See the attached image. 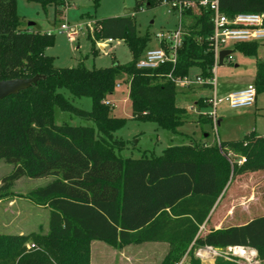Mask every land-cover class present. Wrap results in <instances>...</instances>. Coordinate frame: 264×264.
I'll return each mask as SVG.
<instances>
[{
	"label": "trees",
	"instance_id": "obj_1",
	"mask_svg": "<svg viewBox=\"0 0 264 264\" xmlns=\"http://www.w3.org/2000/svg\"><path fill=\"white\" fill-rule=\"evenodd\" d=\"M28 1L44 8L69 5V0ZM155 2L159 1L148 0V6ZM99 4L100 0H94L93 8ZM142 5L137 0L136 8ZM220 6L229 16L255 13L264 17V0H221ZM198 12L193 6L183 14L185 36L175 67L138 69L151 35H140L132 16H120L94 24L91 53L98 55L95 45L99 42L124 41L132 56L130 63L104 69L89 70L83 64L61 69L45 53L54 45L55 36L24 28L17 0H0V82L35 79L27 88L0 99V160L12 166L1 189L25 177H53L29 193L36 204L49 208L48 233L0 234V264H89L88 245L93 241L167 244L172 249L164 264H179L189 248L188 264H206L194 257L195 250L204 247L264 252V216L199 235L229 181L264 169V136L251 132L241 140L212 145L188 137L189 144L168 147L159 157L144 154L130 159L116 153L125 143L115 133L127 119L114 117L107 102L123 75L129 79L131 119L182 135L179 129L190 116L177 104L178 88L167 75L172 72L174 79L184 78L196 67L208 79L214 66L208 42L211 13ZM258 47V42L238 43L233 50L257 57ZM253 84L257 96L264 92V61L256 64ZM61 89L72 98H90L92 111L76 108ZM205 100L197 101L200 108L210 107ZM56 109L75 111V116L92 126L56 125ZM198 123L213 126L212 118L204 115ZM239 155L245 159L241 165L232 158ZM28 241L36 242L47 254L33 259L26 251ZM213 264L232 263L218 258Z\"/></svg>",
	"mask_w": 264,
	"mask_h": 264
},
{
	"label": "rangeland",
	"instance_id": "obj_2",
	"mask_svg": "<svg viewBox=\"0 0 264 264\" xmlns=\"http://www.w3.org/2000/svg\"><path fill=\"white\" fill-rule=\"evenodd\" d=\"M141 1L143 5L136 8L137 0H100L99 7L94 9V0H69L67 6L51 5L46 8L38 2L17 0V13L24 28L47 32L55 36L54 45L47 48L45 53L54 58L56 68L77 67L83 64L89 70L104 69L110 68L114 63L126 65L131 62L132 56L125 42L120 40L111 43L99 42L95 45L98 55L94 56L91 53L93 43L90 34L94 32V24L97 21L133 15L139 34L150 33L151 41L148 45L150 49L158 48L156 34L176 29L178 18L176 13H169L170 8L166 0H157L159 2H155L152 7L148 6V0ZM184 1L196 2L197 0ZM64 23L69 25L68 33L60 32V26ZM103 45H105L104 49H102ZM222 50L232 52L216 69L218 99L222 98L229 88L244 84L248 77L255 73L256 63L264 61V41L259 42L257 57H248L239 51H234L232 44H228ZM198 75H200L199 69L193 67L188 76L193 79ZM117 83L120 87H116L114 93L108 97L107 104L112 107L114 117L127 119L125 126L115 133V136L125 143L123 150L116 152L123 158L140 159L144 154L148 157H159L168 147L189 144L188 136L203 139L207 144L219 142L218 136L221 142L236 141L242 138L238 136H240V130L244 128H249V131L254 129L257 134L264 136V92L258 96L256 108L233 112L228 108V104L220 103L215 114L216 119L223 123L217 127V132L208 124L196 126L189 121L179 129L182 135H176L159 128L155 123L132 120L129 79L123 75L118 78ZM177 92V104L185 109L196 106L195 103L201 98H211L213 95L209 87H196L187 94L182 93L183 89L178 88ZM61 93L76 108L86 112L92 111L90 98H72L66 89H61ZM204 111L211 115L213 108H204ZM188 112L190 120L198 118V109L197 114L189 110ZM71 113L56 109L55 124L92 126L91 122L75 116L77 115L75 111ZM235 113H242V117L234 116ZM210 115L204 116L211 117ZM232 158L236 159L239 165L245 160L240 155L232 156ZM11 170V165L0 160V189L3 185L2 179ZM252 173L238 175L229 181L216 203L210 221L208 220L201 227L200 236L215 229V225L218 229H224L247 223L256 216L264 215V210L257 211L259 206L264 205V169L260 170L257 176ZM52 179L53 177L43 179L25 177L13 182L9 188L0 190V234L46 235L48 233L49 208L45 204H36L29 197V193ZM32 244H35L36 248L33 249ZM88 246L89 264H164L166 255L172 249L167 244L155 243L130 245L93 241ZM190 249L179 264L189 263L192 255L189 253ZM204 250L206 247L195 250L194 257L206 264H213L218 258H224L232 264H264V252L259 255L256 252L252 253V251L242 249L245 255L240 256L235 254V249H226L225 251L219 250L218 255L211 253L204 257L206 255ZM26 251L33 255V259H41L42 255L47 254L34 241L26 243Z\"/></svg>",
	"mask_w": 264,
	"mask_h": 264
},
{
	"label": "built area",
	"instance_id": "obj_3",
	"mask_svg": "<svg viewBox=\"0 0 264 264\" xmlns=\"http://www.w3.org/2000/svg\"><path fill=\"white\" fill-rule=\"evenodd\" d=\"M165 2L170 8L169 13H176L178 18L176 29L156 34L158 48L147 49L141 59L138 61L137 68L154 70L166 64H172L173 67H175L177 63L178 51L182 47L185 36L182 25L183 14L189 7L190 9H193V6H196V8L199 10V12L196 13L197 15H200L201 11L205 9L211 13L212 22V32L208 37L209 48L214 54V66L211 71L212 77L204 79L202 76L198 75L193 79L189 78V76L180 79H174L172 72L169 73L167 77L176 84L177 88H211L213 95L211 98L206 99L205 102L208 103L211 108H213V113H211L212 117H215V110L217 106L223 101H226L228 107L231 110L253 107L257 97L254 84H249L245 89L234 92L228 95L225 99H218L215 74L219 65V54L221 51H223L222 49H224L225 46L228 44L235 45L238 43L249 42L259 43L264 41L263 15L255 13H238L236 15L229 16L222 12L220 6L221 0H197L196 2L194 1V3H189L188 1L182 0H172ZM69 30L70 28L68 24L64 23L60 26V32L62 33H68ZM106 42L111 43L112 40H107ZM104 46L105 45H103L102 49H104ZM117 87L119 88L120 85L118 84ZM214 128L216 129V125ZM31 247L33 249L36 248L34 244H32ZM219 250L220 249L206 247V250H204V254L206 255H204V257L211 255V253L218 255L217 252H219Z\"/></svg>",
	"mask_w": 264,
	"mask_h": 264
},
{
	"label": "crops",
	"instance_id": "obj_4",
	"mask_svg": "<svg viewBox=\"0 0 264 264\" xmlns=\"http://www.w3.org/2000/svg\"><path fill=\"white\" fill-rule=\"evenodd\" d=\"M234 46V45H233ZM232 52V51H231ZM257 64V63H256ZM255 73H256V68H255ZM255 73L254 74H252L251 76H249L248 77V79L246 80V82H244V84H242V85H240V86H237V87H234V88H229L228 90H227V92L225 93V95L224 96H222V98H220V99H225L228 95H230V94H232V93H234V92H238V91H241V90H243V89H245L249 84H253L254 83V79H255ZM206 88V87H205ZM195 88H193V89H183V92L182 93H184V94H187V93H190V92H192L193 90H194ZM204 99H208L207 97H204ZM223 103H226V101H223L221 104H223ZM196 104V106H190L187 110H189L190 112H192V113H195V114H197V109H198V117L200 116V115H207V116H209L210 115V113L209 112H205L204 111V108H200L199 107V105L197 104V102L195 103ZM227 104V103H226ZM220 105H218L217 107H219ZM258 106V96L256 97V102H255V105L253 106V107H250V108H243V109H238V110H231V111H233V112H236V111H241V110H244V109H252V108H256ZM208 108H211V107H208ZM229 108V107H228ZM217 109V108H216ZM236 115H234V116H237L238 115V117L240 116V117H242V113H235ZM240 114V115H239ZM211 116V115H210ZM211 118H212V121H213V129H214V131H216L217 132V127H220L221 125H222V123H223V121H218L217 119H216V114H215V117H212L211 116ZM190 122H192L193 124H195L196 126H199L200 125V123H198V118L197 119H191L190 120ZM216 125V129L214 128V126ZM245 132H247V133H245ZM251 132H256L254 129H252V130H250L249 131V128H244V129H242V130H240V136H238V137H242V138H238V140H241V139H243L246 135H248V134H250ZM243 133H245V134H243ZM257 133V132H256ZM243 135H244V137H243ZM186 136H188V135H186ZM205 137H208V135H204ZM262 136V135H261ZM189 137V136H188ZM225 137V136H224ZM195 141H200L201 139H196V138H194V137H192ZM238 140H236V141H238ZM218 141L219 142H221V138L218 136ZM203 143H205V144H207L205 141H202ZM228 142H230V141H228ZM214 143H216V141L214 142ZM213 143V144H214ZM207 145H212V144H207ZM260 173V171L259 172H255V173H252L253 175H255V176H257L258 174ZM264 210V205L263 206H259V208H257V211H259V210ZM214 210V209H213ZM213 212V211H212ZM212 212H211V214H210V216H209V221H210V219H211V215H212ZM260 216H264V215H260ZM260 216H256V217H260ZM256 217H254V218H256ZM253 219V218H252ZM251 219V220H252ZM248 223V222H247ZM244 224H246V223H244ZM241 225H243V224H241ZM235 226H237V225H235ZM215 229H218V227H216V225H215Z\"/></svg>",
	"mask_w": 264,
	"mask_h": 264
},
{
	"label": "water",
	"instance_id": "obj_5",
	"mask_svg": "<svg viewBox=\"0 0 264 264\" xmlns=\"http://www.w3.org/2000/svg\"><path fill=\"white\" fill-rule=\"evenodd\" d=\"M30 25H33L30 23ZM231 51L224 50L219 54V65L223 64L225 58L230 56ZM35 79H15L9 81L0 82V99L17 93L19 90L23 88H27L31 83H33Z\"/></svg>",
	"mask_w": 264,
	"mask_h": 264
},
{
	"label": "bare ground",
	"instance_id": "obj_6",
	"mask_svg": "<svg viewBox=\"0 0 264 264\" xmlns=\"http://www.w3.org/2000/svg\"><path fill=\"white\" fill-rule=\"evenodd\" d=\"M252 253H254V251H252ZM235 254L240 255V256L245 255L244 251L242 249H238V248L235 249Z\"/></svg>",
	"mask_w": 264,
	"mask_h": 264
}]
</instances>
